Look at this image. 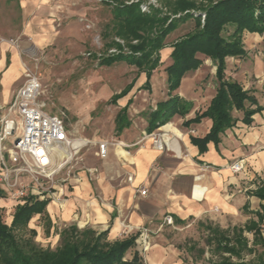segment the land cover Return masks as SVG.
I'll return each instance as SVG.
<instances>
[{"label":"rangeland","instance_id":"rangeland-1","mask_svg":"<svg viewBox=\"0 0 264 264\" xmlns=\"http://www.w3.org/2000/svg\"><path fill=\"white\" fill-rule=\"evenodd\" d=\"M114 5L105 0H0V38L5 39L4 43L0 44L7 45L9 58L14 55L19 58V67L22 70L19 77L21 87L26 81V72L37 76L42 84L40 101L46 103V111L51 114L66 113L67 124L75 138L87 139L94 143L101 140L121 141L130 145L123 148L128 155L134 151V145L151 141L157 151L175 154L176 152L173 151L175 149L168 147L175 137L172 132L166 131L164 126L172 123L182 132H188L189 127L184 125L185 121L195 116V112L206 108L217 92L216 64L210 58L199 56L204 61L203 64L195 72L188 73L182 79L180 87L173 93L185 101L193 102L191 113L184 120L177 115L166 124L157 128L153 126L151 129L150 117L157 112L159 102L168 100L170 96L166 68L172 64L171 54L174 49L172 44L192 31L195 23L189 21L182 24L167 38L165 47L159 53L160 66L148 81L146 70L132 63L121 61L111 65L101 64L103 57L114 56L120 52L119 47H108L113 41L122 45L123 53H130L127 43L116 38L111 30L114 18L111 6ZM152 7L162 8L161 0H156V4L148 11H142L149 13ZM163 11L167 13V9ZM197 14L202 15V23H204V13ZM180 16L181 14H178L173 18ZM255 37L251 40L252 36L249 32L244 36V45L249 48L251 63L255 59L264 60V36ZM230 58L235 57L227 59ZM237 58L239 60L243 57ZM230 63L234 62L231 60ZM238 63L240 62L237 61ZM1 78L2 75L0 81ZM247 78L250 82L259 81L254 75H247ZM260 81L264 83V78ZM116 96L119 97L115 98ZM124 110L127 112L131 128L129 132L124 130V133L118 134L116 118ZM156 141H162L164 145L166 141L168 146L158 149ZM5 145L7 148L12 147L13 142L10 140ZM111 147L122 148L111 145L109 151ZM96 148H98L96 144H89L76 154L71 151V160L54 181H44L46 188L44 195L50 197L52 203L58 204L60 211H64L66 206L62 208L61 205L66 204L70 199L69 192L74 185L71 184L72 179H78L85 174L89 176L91 173L87 169L97 168L96 174H104V169L97 167L104 161L99 160ZM59 154L64 158L70 153L65 151ZM5 157L8 159L7 154ZM107 159H110L109 156ZM240 159L246 161V169L247 157L237 158L233 162ZM8 165L11 168L16 166L13 162H8ZM243 172L245 170L233 173ZM23 180L29 181L26 176H23ZM0 187L3 188L2 184ZM64 188L69 189V192L63 191ZM5 192L16 205L18 201L14 200L7 191ZM2 215L3 220L9 224L8 209L4 208ZM53 215L54 218H50V225L47 217H35L29 229L37 231L34 237L37 246L55 250L62 243V230L75 222L71 221V217H64L65 215L55 213ZM249 216L246 210V213L239 212L232 217L217 219L212 224L225 228L244 225L245 222L247 224L250 221ZM187 222L190 226L186 228L173 221L169 222L168 218L152 223L149 226L153 232L144 231L149 234L152 245L150 243L149 249L144 250V244H139L138 248L129 252L127 259L130 260L133 253L139 251L142 264H209L206 261L210 257L209 248L206 247L208 232L200 225L199 220L189 219ZM204 223L210 222L207 220ZM83 225V222H79L77 227L83 230ZM124 225L126 227H123L120 237L138 234L139 229L136 230L127 223H123ZM129 226L133 230H130ZM140 234L138 237L141 242L142 234ZM30 236H32L31 232L25 237L29 239ZM246 236L253 239L252 233H246ZM194 245L198 246V249L206 248L204 257L200 256L197 250H191ZM155 249L165 253L168 256L167 261H161L160 252L151 255ZM251 257L253 256L248 258Z\"/></svg>","mask_w":264,"mask_h":264},{"label":"trees","instance_id":"trees-1","mask_svg":"<svg viewBox=\"0 0 264 264\" xmlns=\"http://www.w3.org/2000/svg\"><path fill=\"white\" fill-rule=\"evenodd\" d=\"M129 1L108 0L115 4L111 6L114 17L111 30L116 38L127 43L130 53H123L122 45L113 41L108 47H119L120 52L103 57L101 64L132 63L146 70L148 81L160 66L159 53L167 38L182 24L195 23L192 31L172 44V64L166 68L170 96L168 100L159 102L157 112L150 117L151 129L166 124L177 115L185 118L191 113L193 102L173 93L188 73L195 72L203 64L199 56L210 58L216 64L218 86L208 108L196 112L193 119L184 123L190 126L205 118L213 122L209 134L203 139L193 138V143L205 146L213 141L218 145L221 134L237 124V112L243 113V122L251 124L252 117L264 108L239 82L227 78V58L247 55L244 45L246 32L264 36V0H161L163 7H152L149 13L141 9L147 0L131 4ZM163 9H167V13ZM200 12L204 13V23L202 15L197 14ZM178 14L181 16L173 18ZM116 124L118 134L131 127L126 110L119 113ZM254 196L263 202L260 210L252 213L257 220L252 219L245 226H235L232 230H224L212 223H200L208 232L206 247L210 257L206 261L209 264H264V183ZM26 200L24 205L16 207L11 225L5 223L0 209V264H142L138 251L133 253L131 260L127 259L129 252L136 248V234L111 241L108 231L80 230L71 225L62 230V243L57 249L37 246L34 242L37 231L29 229V224L35 215L42 214L50 225L51 219L46 212L49 200L40 201L31 195ZM29 232L32 236L28 239L25 236ZM246 233L253 234L252 241ZM191 248L205 256V247L198 249L194 245Z\"/></svg>","mask_w":264,"mask_h":264},{"label":"crops","instance_id":"crops-1","mask_svg":"<svg viewBox=\"0 0 264 264\" xmlns=\"http://www.w3.org/2000/svg\"><path fill=\"white\" fill-rule=\"evenodd\" d=\"M249 35L252 36L251 40L255 39V36L263 37L258 33H249ZM245 49L247 55L243 58L227 59L226 75L228 79L239 82L245 90L250 91L257 98L259 106L264 108V83L260 81L264 78V60L255 59L251 63L249 48L246 45ZM7 55V45L3 44L0 47V75H2L0 105L4 107L10 105L21 87L19 77L22 73L18 56L9 58ZM231 60L234 63H230ZM237 61L240 63L237 64ZM247 75H254L259 81L250 82ZM1 113L3 114L2 111ZM186 117L180 118L184 120ZM194 117L191 116L187 120ZM236 117L239 119L237 124L221 134V142L218 145L211 141L205 146H199L192 141L193 138L203 139L209 134L213 125L209 118L187 126L189 127L187 133L173 124L181 135L178 139L181 155L176 151V155L161 153L154 148L151 141L134 145V151H131L130 155L123 148L111 147L109 160L98 157L100 161H104L99 166L96 164L98 168L104 169L103 175L85 174L78 179H72L71 184L74 185L71 187V192L64 188L63 191L71 194L69 201L61 205L62 208L66 206L64 211H60L58 204L52 203L50 198H39V200H49L46 212L50 218H54L53 213L65 215L66 218L71 217V221L75 222L71 225L78 226L79 222H83V229L108 231L111 241L130 236L120 237L123 223L130 224L136 230L139 229L138 234H143L144 231L153 232L149 226L152 223L169 217L183 228L190 226L187 222L189 219L199 220L200 223L209 220L213 223L217 219L232 217L239 212L246 213V210L251 216L248 220L257 219L252 213L260 210L263 204L254 196V192L264 183V109L252 117L251 124L243 122L241 112H237ZM130 128L125 130L129 132ZM170 132L177 138L176 133ZM241 157H247L248 165L245 172L234 174L229 165L233 160ZM208 165L209 169L206 168ZM126 175H133L134 181L127 182ZM139 187L148 189L146 196L136 194ZM26 201L24 199L15 205L0 187V209L2 212L4 208L8 209L10 216L8 225L13 221L16 207L24 205ZM35 217L43 216L37 214L33 219ZM177 221L184 223L179 224ZM235 226L237 225L227 228L221 226V228L232 230ZM147 235L152 245L150 236ZM139 242L138 237L137 248ZM156 252L161 253V261H167L168 256L161 250L155 249L151 255ZM151 262L155 263L153 260Z\"/></svg>","mask_w":264,"mask_h":264},{"label":"built area","instance_id":"built-area-1","mask_svg":"<svg viewBox=\"0 0 264 264\" xmlns=\"http://www.w3.org/2000/svg\"><path fill=\"white\" fill-rule=\"evenodd\" d=\"M138 1L130 0L128 3ZM155 4L156 0H148L141 5V9L148 11ZM4 41L5 39L0 38V43ZM25 76L24 85L18 89L10 105L7 107L0 105V112H3L0 115V184L14 200L21 202L30 194L41 199H49L50 197L44 195L46 190L44 181H54L71 160V151L76 154L89 144H96L97 156L107 159L111 145L130 147L121 141L101 140L94 143L87 139L75 138L67 124L66 113L51 114L46 111V103L40 101L42 84L39 78L30 72H26ZM10 140L13 146L7 148L5 143ZM164 142L168 146L166 141ZM156 144L158 149L165 146L162 141H156ZM168 147L173 149L171 145ZM60 148L68 151L69 156L61 158ZM5 154L8 155V159ZM8 162H13L16 166L11 168ZM245 166L246 161L240 159L233 162L230 168L232 172L238 173L244 171ZM206 168L209 169L210 166ZM87 170L91 174L98 172L97 168ZM23 176L29 181L25 182ZM133 181L134 176L127 175V182ZM196 189L195 186L194 190ZM147 193L146 187H139L136 190L137 195L146 196ZM168 219L172 222V218ZM128 228L133 230L130 226ZM139 243L144 244V250L149 249L150 242L146 232H143Z\"/></svg>","mask_w":264,"mask_h":264},{"label":"bare ground","instance_id":"bare-ground-1","mask_svg":"<svg viewBox=\"0 0 264 264\" xmlns=\"http://www.w3.org/2000/svg\"><path fill=\"white\" fill-rule=\"evenodd\" d=\"M164 129L168 132L173 131L174 133H176L175 135H177V138L173 139L172 141V148L175 149V151L177 152L178 155H181V151H180V144H179V140L181 138L180 132L174 128L172 123H169L168 125L164 126ZM174 138V137H173ZM170 141V140H169ZM160 148V147H159ZM66 150L63 148L59 149V152H65ZM183 155V154H182ZM200 188V187H199ZM203 189V188H202ZM202 194V193H201ZM198 196V195H197Z\"/></svg>","mask_w":264,"mask_h":264}]
</instances>
